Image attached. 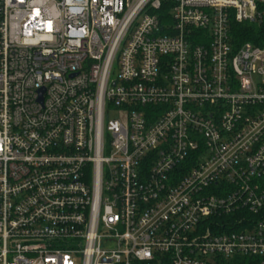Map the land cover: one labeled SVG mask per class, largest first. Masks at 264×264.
I'll return each mask as SVG.
<instances>
[{
    "label": "built area",
    "instance_id": "1",
    "mask_svg": "<svg viewBox=\"0 0 264 264\" xmlns=\"http://www.w3.org/2000/svg\"><path fill=\"white\" fill-rule=\"evenodd\" d=\"M0 264H264V0H0Z\"/></svg>",
    "mask_w": 264,
    "mask_h": 264
},
{
    "label": "trees",
    "instance_id": "2",
    "mask_svg": "<svg viewBox=\"0 0 264 264\" xmlns=\"http://www.w3.org/2000/svg\"><path fill=\"white\" fill-rule=\"evenodd\" d=\"M253 28L243 25H233V36L238 41H251Z\"/></svg>",
    "mask_w": 264,
    "mask_h": 264
}]
</instances>
